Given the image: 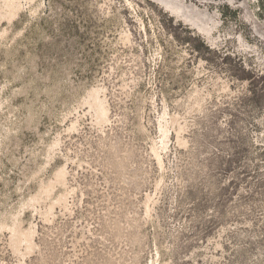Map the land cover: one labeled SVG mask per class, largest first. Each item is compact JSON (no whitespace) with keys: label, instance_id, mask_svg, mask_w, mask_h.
Returning <instances> with one entry per match:
<instances>
[{"label":"rangeland","instance_id":"rangeland-1","mask_svg":"<svg viewBox=\"0 0 264 264\" xmlns=\"http://www.w3.org/2000/svg\"><path fill=\"white\" fill-rule=\"evenodd\" d=\"M0 264H264V0H0Z\"/></svg>","mask_w":264,"mask_h":264}]
</instances>
